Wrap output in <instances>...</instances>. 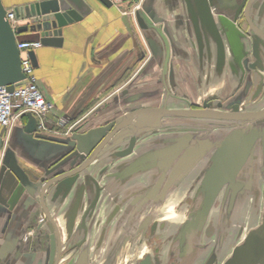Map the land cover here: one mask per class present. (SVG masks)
Listing matches in <instances>:
<instances>
[{"label": "flooded vegetation", "instance_id": "af4514ba", "mask_svg": "<svg viewBox=\"0 0 264 264\" xmlns=\"http://www.w3.org/2000/svg\"><path fill=\"white\" fill-rule=\"evenodd\" d=\"M180 1L182 12L176 17L181 28L180 41L177 43L172 36L167 37L169 58L166 83L161 79L163 76L157 77L160 84L166 86L165 96L170 89L182 91L180 99H176L179 103L175 105L176 108L227 112L264 109V39L257 34L258 31L264 33V0H253L249 6V0H207L212 22L197 19L195 24L193 19H188L187 3L185 4V0ZM189 3L193 9L192 14H196L197 3L195 0H189ZM147 54L148 52L143 54L145 58ZM162 54L164 56L165 48ZM175 57L177 58L174 61ZM156 61L149 54L145 62L146 67ZM174 66L178 70V84L174 81ZM166 97L164 99L168 101L169 96ZM159 106L161 105L142 104L138 107ZM117 117L107 122L105 125L110 127L98 135L96 143L102 145L101 152L82 169L78 168L88 161L94 148L91 152L82 154V157L72 153L70 144L64 147L62 144L51 142L56 147L53 145L54 152L47 160H33L30 164L25 158L16 159L20 167V196L16 201L11 195L7 198L4 210L0 212V224L8 226L12 221L15 222L17 227L13 225V228L18 229V241L20 237V264H110L109 257L112 258L111 264H207L209 260L212 261L210 264H225L234 255L238 244L248 236L249 229L245 228V224L251 218L249 210H252V218L256 221L255 228L262 222L264 174L258 177L259 192L254 196L247 195L241 201L245 207L241 212L245 223L243 227L239 225L240 229L228 242L225 231L219 236L211 227L212 221L217 222L220 217V205L223 206V202L228 203L229 193L226 196V190L222 189L209 200V206L204 208L209 197L202 185V179L214 164L216 149L208 153V158L205 154L193 165L196 174L189 175L183 182L184 187L176 191L178 198L175 212L179 214L175 222L157 221L158 216L163 215L162 212L165 213L162 205L171 188L162 199H141L137 208L143 206L148 210V215L132 227L130 220H126L134 214V211H130L132 202L127 215L123 212L125 205L119 202L113 205L110 213H104V181L109 177L125 175L137 179L139 174L136 171L130 170L128 174L124 172L123 168L129 163L121 161L131 156L141 143L145 145L142 152L147 148L150 150V146L158 145L155 141L158 136L172 133L143 132L136 138L129 154L117 156V152L126 149L125 143H117V136L110 138L106 143L102 142L106 132L113 129L117 123ZM75 133L81 132L76 128L69 136L59 138L68 139ZM112 143L119 146L108 149L106 146ZM261 146L264 149L262 143ZM263 149H260L261 154ZM70 154V158L62 161ZM136 158L133 163L129 161L130 164L135 165ZM259 159L264 166V155H260ZM118 161L120 162L117 163ZM248 161L247 157L243 164ZM263 169L261 168L260 172ZM247 176L248 174L245 176V182ZM36 183L49 184L44 193V207L39 198L40 188L33 186ZM62 185H65L66 189L62 188ZM13 191L18 192V189L14 188ZM48 192L51 193L49 199ZM29 196L33 199L31 203L27 200ZM150 200L152 205L145 204ZM30 204H34L35 208L23 218L24 207ZM18 207L19 212L15 214L14 210ZM160 211L162 214H159ZM227 214L226 224L233 217L231 210L227 211ZM150 215H153L152 218L141 229L143 221ZM123 222L125 224L121 231ZM118 231L123 237L119 238V245L115 244L114 248H110L113 234ZM141 232L142 239L138 242L137 235ZM259 236L264 241L262 234ZM235 239L239 241L234 245Z\"/></svg>", "mask_w": 264, "mask_h": 264}, {"label": "water", "instance_id": "95a60500", "mask_svg": "<svg viewBox=\"0 0 264 264\" xmlns=\"http://www.w3.org/2000/svg\"><path fill=\"white\" fill-rule=\"evenodd\" d=\"M99 2L110 6L111 0H98ZM253 0H249V4ZM189 8L188 19H193L194 24L197 19L212 22L210 18V10L207 0H195L197 3V13L192 14L193 9L189 0L184 1ZM87 0H27L22 5L13 7L15 20L19 24L12 28L9 21L5 18L6 8L3 0H0V85L5 86L8 90H12L14 86L22 83L24 74L21 70L20 50L17 47V41L21 42L23 38L19 35L25 33H33L37 36L43 46H61L63 39L68 37L74 29V24L78 23L91 10ZM134 17L138 28L150 49V53L154 60L163 57L162 43L164 39L162 34L167 37L170 32L163 17H159L154 8V0H141L139 7L134 11ZM21 22V23H20ZM24 22V23H22ZM214 30V29H213ZM257 34L264 39V33L258 31ZM160 37V41L158 40ZM166 45V44H165ZM158 49V52H157ZM221 49V46L219 47ZM34 67L38 66L36 53L34 50L28 52ZM164 117L167 118H187L191 120H214L215 124L209 128L202 125L201 122L185 121L174 127L163 130ZM26 125H15L8 135L7 146L2 153V161L0 163V208L3 209L7 198L11 195L14 201L20 196V167L16 163V156L10 151L11 134L16 129H22L28 137H35L43 147L47 143L55 142L64 146L71 145L72 153L77 156L91 153L88 161L83 163L78 169H82L89 165L98 153L101 152V146L96 142L98 135L103 134L110 125L100 127L84 134L75 133L71 138L64 139L36 132V118L34 115L27 113ZM263 118V119H262ZM117 123L113 129L106 132V136L102 142H108L110 138L117 136V143H125L126 149L117 152V156H125L132 151L134 143L138 135L146 131L151 132H170L172 134H164L158 136L155 141L158 142V148L152 151H143L135 160V165L128 164L124 169L127 174L130 170L140 172H150V184L142 188L136 196H134L132 205H136L140 199L156 198L162 199L166 192L173 187L182 184L186 178L194 171L193 165L203 157L208 158V153L216 149L215 161L209 168L202 179V185L207 192V200L205 206L211 203L209 200L215 197L222 189L229 193L228 203L223 202L220 205V217L217 222L212 221V229L222 234L226 228H239L243 225L241 219L242 208L241 201L247 195H256L259 192L257 186L258 177L263 175L264 168L260 155H264V109L254 111H220L213 109H194L180 107H138L128 109L123 115L118 117ZM199 128V129H196ZM199 133H195V132ZM179 132H186L185 134ZM194 133V134H193ZM6 130L0 133V150L5 137ZM130 136V137H129ZM129 137V138H127ZM127 139V140H126ZM126 140V141H125ZM55 145V144H54ZM119 145L108 144V149H115ZM56 147V145H55ZM263 152L261 154V150ZM71 153V154H72ZM68 155V159L71 157ZM83 157V156H82ZM248 157L247 164L246 158ZM236 160H232L235 159ZM125 164V165H126ZM262 164V165H261ZM243 165V167H242ZM261 166V167H260ZM242 167V168H241ZM134 168V169H133ZM248 179L245 182V176ZM260 175V176H259ZM33 186L40 188V201L44 207V193L48 183H36ZM14 188L18 192H14ZM15 193L14 195L11 193ZM28 202L33 199L28 197ZM226 199H224L225 201ZM11 202V201H8ZM245 208V207H244ZM232 211L233 217L226 224L225 218H228L227 211ZM129 207L125 211L127 215ZM226 215V216H225ZM238 217H237V216ZM153 215L145 218L141 225V229ZM225 223V224H224ZM234 226H238L237 228ZM260 234L264 237V216L262 222L255 228L249 229L248 236L234 250V255L225 264H264V241L260 239ZM18 237L11 238V241H5L0 249L1 255L13 254L11 264H16L20 260V243ZM116 242L111 246L114 248ZM112 258L109 257L108 263L111 264ZM212 262L209 260L207 264Z\"/></svg>", "mask_w": 264, "mask_h": 264}, {"label": "crops", "instance_id": "0c3cea01", "mask_svg": "<svg viewBox=\"0 0 264 264\" xmlns=\"http://www.w3.org/2000/svg\"><path fill=\"white\" fill-rule=\"evenodd\" d=\"M26 1L3 0V3L6 8H13L16 5L24 4ZM111 1L112 5L107 6L98 0H87L92 9L78 23L74 24L73 32L63 39L61 46L42 45L39 49H35L38 62V66L34 67L35 74L45 98L52 103L50 117L65 120L70 127L73 125L72 130L78 128L81 132L79 134L105 127L107 122L117 116L120 117L129 107L134 106L136 104L134 101L137 102L138 97L136 96V87L142 85V82L146 86L147 84H152L153 78L151 75L153 72L157 74V77L163 76L164 80L167 75L166 66L169 58V46L166 42V36L162 34L166 44L163 47L162 43V52L164 53L165 48L166 55L164 54L162 57L161 63L159 64L157 60L146 67L147 63L145 62L149 54L151 55L149 48L146 47V41L138 28L135 17L128 13L124 14L121 11L134 3L135 0ZM154 8L158 16L165 19L170 36L178 43L181 37V28H179L180 24L176 17L182 12L181 1L154 0ZM23 39L28 38L23 37ZM159 39L160 37H158ZM145 52H148L146 58L143 55ZM176 58H173L174 61ZM173 73L174 77H176L174 81L178 84V70L175 66ZM123 92L124 94L121 95ZM27 120L26 115L23 118V126L26 125ZM2 130L6 129L0 126V133ZM9 134L10 132L8 133L6 130L4 140L8 138ZM10 142L12 146L10 151L16 156V159L25 158L26 162L30 164L33 163V160L34 162L35 160H47L55 149L53 143L43 147V143L40 144L41 141L30 139L23 133L22 129H16L12 132ZM144 147L145 145L141 143L131 156L125 157V159L120 161L126 163L131 161V159H135L136 155L138 156L142 153ZM158 147V145L156 147L152 145L149 147L150 153L148 148L145 151L151 155L152 151ZM1 156L2 153L0 152V161ZM149 173L147 171L140 172L137 179L131 178L130 175L105 179L104 185L107 189L105 188L106 192L104 193V199L106 198L103 201L104 213H110L113 205L117 202L125 205L123 209V212H125L133 200L132 198L142 188L150 184ZM194 174H196L195 171L192 175ZM183 187L182 183L177 187H173L167 193L165 203L162 205L165 213L162 212L163 215L157 221L175 222L178 219L177 214L179 213L175 212L176 199L178 198L176 193ZM62 188H65V185H62ZM65 189L63 193H65ZM50 194L48 192V199L51 196ZM139 202L136 206L134 204L130 208V211L132 213L134 211V214H131L126 219L130 220L132 227H135L144 216L148 215V210L143 208V206L137 208ZM152 203V200H150L145 204L152 205ZM34 208V204L24 207L23 218H26ZM2 210L4 209L0 208V212ZM14 211L17 214L19 207ZM162 213L160 211L159 214ZM241 219L243 227L245 218L241 217ZM18 220L20 221V219ZM249 221L250 219L245 224L247 229L252 228L256 224V221H254L249 225ZM125 222L120 227L121 231ZM14 223L12 221L8 226L7 224H0V249L5 241L10 242L11 238L18 236V229L14 230L13 228V225L17 227ZM239 229L231 227L224 230L226 238L228 237L227 242L235 236ZM213 232L216 233V231ZM141 234L142 232L137 235L138 242L142 239ZM113 236L110 245L115 242L119 245V238L123 237L122 234L118 231ZM238 241L235 239L234 245ZM19 243L20 237L17 244ZM12 257L13 254L11 253L9 255L0 254V264H11ZM16 264H20V260Z\"/></svg>", "mask_w": 264, "mask_h": 264}, {"label": "built area", "instance_id": "2783aa9c", "mask_svg": "<svg viewBox=\"0 0 264 264\" xmlns=\"http://www.w3.org/2000/svg\"><path fill=\"white\" fill-rule=\"evenodd\" d=\"M126 1V0H115ZM141 0H137L127 8L122 9V13L134 14L139 7ZM5 18L10 26L15 28L18 22L15 20L13 8L6 9ZM42 46L38 40L17 41L20 50L21 70L24 74L22 83L14 86L10 91L5 86L0 85V126L10 131L15 125L23 124V118L30 113L36 118V131L44 135L66 136L70 133L72 126L64 131L66 121L50 117L52 103L47 100L42 92L35 68L28 54L30 50L39 49Z\"/></svg>", "mask_w": 264, "mask_h": 264}, {"label": "rangeland", "instance_id": "374dc122", "mask_svg": "<svg viewBox=\"0 0 264 264\" xmlns=\"http://www.w3.org/2000/svg\"><path fill=\"white\" fill-rule=\"evenodd\" d=\"M23 37L24 38L26 37L29 40H36L37 39V36L35 34H33V33H28V34L25 33V35L23 33V34L19 35V38H23ZM156 75L157 74L155 72H153L152 75H151V77L153 78V81H152L153 83L152 84H147V86H146V84L143 85L144 83L142 82V85H139V86L136 87V89H135V90H137L136 96H138L137 100H136L137 102L134 101V103H136V104H134V106L129 107L130 109H133V107L134 108L138 107V106H140L142 104H144V105H152V106H156L157 104L161 105V106H165L167 104L168 107H172V108L176 107L175 105L179 104L176 99H180L182 91L178 92V91H172L170 89V91L166 95L167 96L166 97L165 96L166 86L164 87L163 85L160 84V80L157 79ZM161 79H163L162 81H165L164 78H161ZM165 83H166V81L164 82V84ZM123 94H124V92L121 95H123ZM168 96H169V100L166 101L164 99V97L168 98ZM185 121L201 122L202 125H204V126H206L208 128L216 123V121H214V120H209V121L202 120L201 121V120H191V119H187V118H167V117H164V126H163L164 128H163V130L167 129L169 127H174V126H177V125H181ZM183 124H187L188 125L187 122L183 123ZM68 128H70L69 125L65 126L64 127V131L67 130ZM249 211H250V217H251L250 221H249V225H251L254 222V220L252 218L253 217L252 210H249ZM158 218H161V216H158ZM234 227H236V226H234ZM110 243H111V241H110Z\"/></svg>", "mask_w": 264, "mask_h": 264}]
</instances>
